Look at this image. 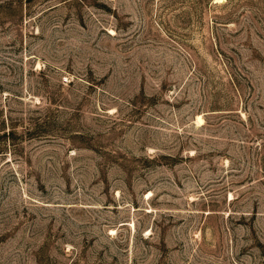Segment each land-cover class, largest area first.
I'll list each match as a JSON object with an SVG mask.
<instances>
[{
    "label": "rangeland",
    "instance_id": "rangeland-1",
    "mask_svg": "<svg viewBox=\"0 0 264 264\" xmlns=\"http://www.w3.org/2000/svg\"><path fill=\"white\" fill-rule=\"evenodd\" d=\"M0 264H264V0H0Z\"/></svg>",
    "mask_w": 264,
    "mask_h": 264
},
{
    "label": "bare ground",
    "instance_id": "bare-ground-1",
    "mask_svg": "<svg viewBox=\"0 0 264 264\" xmlns=\"http://www.w3.org/2000/svg\"><path fill=\"white\" fill-rule=\"evenodd\" d=\"M198 120L200 121L201 119H200V118H198Z\"/></svg>",
    "mask_w": 264,
    "mask_h": 264
}]
</instances>
